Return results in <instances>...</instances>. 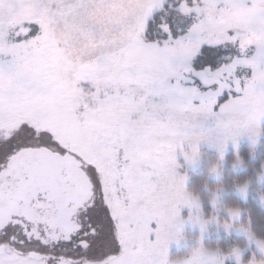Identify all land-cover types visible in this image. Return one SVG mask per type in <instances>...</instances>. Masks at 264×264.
Here are the masks:
<instances>
[{
  "label": "snow or ice",
  "instance_id": "1",
  "mask_svg": "<svg viewBox=\"0 0 264 264\" xmlns=\"http://www.w3.org/2000/svg\"><path fill=\"white\" fill-rule=\"evenodd\" d=\"M262 120L264 0H0V264H170L185 137Z\"/></svg>",
  "mask_w": 264,
  "mask_h": 264
},
{
  "label": "trees",
  "instance_id": "2",
  "mask_svg": "<svg viewBox=\"0 0 264 264\" xmlns=\"http://www.w3.org/2000/svg\"><path fill=\"white\" fill-rule=\"evenodd\" d=\"M202 163L197 169L189 172L187 189L191 195L201 201V210L205 217L212 216L211 198L217 195L218 204L223 210L240 212L237 224L249 228L250 232L264 246V138L254 147L247 142H242L236 152L228 147L221 159L215 151L202 148ZM239 162V167L236 166ZM215 164L217 176L210 177L209 172ZM249 191L245 196L237 193L238 189ZM211 232L213 229L211 228ZM214 235V245L227 251L232 244L241 247L246 242L240 237L223 231ZM211 238L206 239V242ZM242 260L264 261V252L260 253L254 246L247 248ZM232 264V263H229Z\"/></svg>",
  "mask_w": 264,
  "mask_h": 264
},
{
  "label": "rangeland",
  "instance_id": "3",
  "mask_svg": "<svg viewBox=\"0 0 264 264\" xmlns=\"http://www.w3.org/2000/svg\"><path fill=\"white\" fill-rule=\"evenodd\" d=\"M75 51V49H71L68 55H72ZM60 59H63L68 64H71V61L68 60L65 56H61L58 58L54 57L53 63H57ZM260 127L262 131L257 136V142L255 144L252 142L251 139H249L247 135H242L237 139V143L235 146L229 140L223 147L222 152L220 151L218 146H210L207 142H197L193 137H185V147L181 150V155L183 158L178 157L179 160L174 162L175 171L176 175L182 181V190L187 195V198L200 205L199 218L200 221L203 223V231H201L200 223H194L188 218L189 211L187 209V205H185V207H182L180 210V215L183 218V223L180 225L179 242H173L168 245V257L170 264L176 261L177 258H191L201 247L215 253L217 255V259L221 262V264H264V261L251 260L249 262H244L242 260L243 254L246 252L248 247L254 246L258 252L263 253L264 246L261 241L254 237V235L250 232L249 228L237 224L240 218L239 211L234 210V212H230L229 210H223L224 207H221L218 204L219 202L217 199V195H214L211 198L210 202L212 205L213 215L205 217L201 210V201L198 197L191 195L187 189L190 177L189 172L201 166L202 148H207L215 151L217 154H219V159H221L227 151L228 147L233 148V150L236 152L238 146L242 142H247L250 145L256 147L259 144L260 140L264 138V120L260 122ZM193 145H196V147L194 148ZM239 165V162H237L236 166L239 167ZM209 176H217V170L210 171ZM248 191L249 187L247 185L243 193L240 191V188L238 189L237 193H239L241 196H245ZM225 225H229V227L226 228ZM211 228L213 229V232H211ZM220 231H223L228 234L232 233L240 237L246 242V246L241 247L238 244H232L230 249H228L227 251H223L222 249L215 247V239L213 234ZM208 238L211 239L206 242V239ZM237 249L239 250L238 256L237 253L234 251Z\"/></svg>",
  "mask_w": 264,
  "mask_h": 264
},
{
  "label": "clouds",
  "instance_id": "4",
  "mask_svg": "<svg viewBox=\"0 0 264 264\" xmlns=\"http://www.w3.org/2000/svg\"><path fill=\"white\" fill-rule=\"evenodd\" d=\"M215 170V164L212 165V167L210 168V171H214Z\"/></svg>",
  "mask_w": 264,
  "mask_h": 264
}]
</instances>
